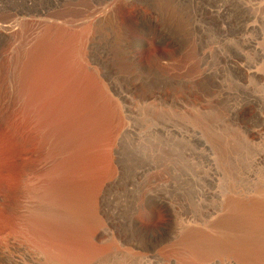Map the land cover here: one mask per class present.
<instances>
[{
    "label": "rangeland",
    "instance_id": "1",
    "mask_svg": "<svg viewBox=\"0 0 264 264\" xmlns=\"http://www.w3.org/2000/svg\"><path fill=\"white\" fill-rule=\"evenodd\" d=\"M261 52L264 0H0V264H201Z\"/></svg>",
    "mask_w": 264,
    "mask_h": 264
},
{
    "label": "bare ground",
    "instance_id": "2",
    "mask_svg": "<svg viewBox=\"0 0 264 264\" xmlns=\"http://www.w3.org/2000/svg\"><path fill=\"white\" fill-rule=\"evenodd\" d=\"M260 72L252 71L254 76ZM259 130L252 140L247 137L236 140L231 135L229 139L225 137L227 148H222L225 151L221 156V216L217 222L209 223L203 240L204 248H199L201 240L193 242V259L203 260L199 262L201 264H264V134ZM126 131L124 128L123 133ZM241 143L251 144L252 152H233L229 148Z\"/></svg>",
    "mask_w": 264,
    "mask_h": 264
}]
</instances>
